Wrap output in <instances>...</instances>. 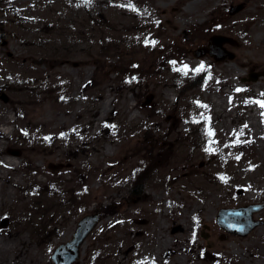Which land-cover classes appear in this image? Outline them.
Here are the masks:
<instances>
[{"label": "rangeland", "instance_id": "374dc122", "mask_svg": "<svg viewBox=\"0 0 264 264\" xmlns=\"http://www.w3.org/2000/svg\"><path fill=\"white\" fill-rule=\"evenodd\" d=\"M214 35L236 41L222 44L232 57L195 55ZM231 70L233 94L224 91ZM263 71L264 0H0V184L12 192L0 205V238L24 236L36 251L14 253L12 264H54L55 246L96 209L73 264H157L161 231L180 248L158 254L165 264L178 255L179 264H264V223L238 235L216 220L222 207L264 203V75L250 78ZM255 107L257 136L246 121ZM50 115L64 127L46 135L39 148L50 154L36 152L50 158L38 162L22 136L32 118ZM129 138L140 167L115 177ZM162 156L175 164L158 173ZM147 196L148 209L134 212ZM252 213L264 221V207Z\"/></svg>", "mask_w": 264, "mask_h": 264}, {"label": "bare ground", "instance_id": "6f19581e", "mask_svg": "<svg viewBox=\"0 0 264 264\" xmlns=\"http://www.w3.org/2000/svg\"><path fill=\"white\" fill-rule=\"evenodd\" d=\"M237 75H239V72L237 70H231V78H230L231 80L229 81V84L224 87L225 92H229L230 94H233L238 89V86L236 85L237 82L234 79ZM52 78H54V75H52ZM52 78L49 79L50 82H52V80H53ZM50 90H52V89L50 88ZM212 97H213V100L215 102V108L217 110V117L224 119L225 115L227 116V114H228V113H224V109L226 106L225 100H222V98L217 94H214ZM109 106H110V99L107 98L105 101L102 102V104L100 106V109H99L100 115L106 116V112L108 111ZM39 108H41V109L44 108V105H42ZM256 108L257 107H255L252 112H249V114L247 116V120H246L247 125H249L252 128L253 135H255V136H257L258 134H261V132H260L261 125L259 123V120L257 119L258 118V110ZM134 116L135 115H133V117ZM8 118L9 117L6 118V121H5L6 123L10 122V119H8ZM11 119H12V117H11ZM17 119H18V116L16 119H12L14 121V128H15V124L17 122ZM32 122L34 124H36V126H34L32 124L28 125L29 126V132L27 135H25V137L22 136V141L26 144L28 142H31L30 145L28 144L25 147L27 149H30L33 152L32 156H31L32 160H38V162H39L40 160L49 159L50 156L46 157V156H44V154H39L36 151L41 150V151H44L46 155L50 154V151H46L44 149L42 150V148H39V147H44L45 144L47 143V141H49L50 137L56 138L57 136H60L61 130L64 127V123L62 122V120H60L59 117H57V116L52 117V115H50L49 117H44V118L43 117L42 118L37 117L36 119L32 118ZM153 133H154V130L151 129L149 134L153 135ZM47 134L50 135L49 139L46 136ZM259 143H261V141ZM139 146L140 145L136 139H130V138L127 139V141H125L121 145V147H120L121 151L126 152V153H130L131 156L127 162H125L124 164L118 165L119 166L117 169L118 172L115 174V177L119 176V175H124V176L128 177L127 174L130 171V169L134 168V170H135V168L137 169L140 167L139 163H138L139 159L137 157L138 156L137 151L139 150ZM173 161L174 160H170V159L166 160V158H164V156H162L161 159H159V162H157V164H156V171L158 173H160V170L164 169L165 165H166V167L168 166V169L172 168V166H169V165H171ZM6 163L9 165H12V166H13V164H15L12 162L11 159L6 160ZM136 164H137V166H136ZM173 164H175V162H173ZM17 166H18V164H17ZM134 166H136V167H134ZM143 169L144 168H142V170ZM194 175H198V174H194ZM13 183L15 185H18L20 182L17 179ZM38 183H42V182L38 179ZM99 186H100L99 188L101 189L102 186H104V183L102 182V185H99ZM2 191H4V187H2V185L0 184V205L3 202V200L9 199L12 196L11 190L5 189L4 192H2ZM69 191L72 194L74 192V194L76 195L78 192V189H76V188L72 189L71 188V190H69ZM104 192H105V195L107 196L106 197L107 199L114 200L115 194L112 193L111 187L107 186L106 190ZM147 200H149L148 196H147V199H141L135 206L132 207V210L134 212H141L142 210L143 211L147 210L149 207V201L145 202ZM109 205H110V202H108V206L106 205L107 206L106 208L108 211H112V208H110L112 203L110 206ZM199 212H201V210ZM202 217L201 218L206 221L207 215L204 214ZM204 217H205V219H204ZM179 225H180V229H182L183 231H185L187 229V225H185V223L181 222V223H179ZM49 241H50V239H48V237L45 238V240L42 241L41 246L45 247ZM156 241L157 242H156V246H155V253H154L153 259L154 260L156 259L157 264H165L164 262L166 259H163V258L161 259L158 257V254H161V252H163V253L165 252V254L168 255L167 257H169L170 254H174V253H177L180 251V248H178L177 245H172L171 239L169 238V236L162 231L159 235V238H157ZM25 242H26V238L24 236H21L18 238L10 236L9 239H1L0 238V264H12V262L14 260V253H16L17 258L22 259V260H24V258H27L28 256L30 258H32L33 255H35L36 251L34 250L33 246H25ZM195 242H193L194 245L196 244ZM99 248L100 247L96 248L94 251L100 250ZM100 251H102V250H100ZM175 258H176L175 262L178 264L180 263L181 260H183L182 255H178ZM118 263H122V261L119 259ZM248 264H250V263H248Z\"/></svg>", "mask_w": 264, "mask_h": 264}, {"label": "water", "instance_id": "95a60500", "mask_svg": "<svg viewBox=\"0 0 264 264\" xmlns=\"http://www.w3.org/2000/svg\"><path fill=\"white\" fill-rule=\"evenodd\" d=\"M244 3L233 4L229 8L230 14L236 13L243 9ZM236 42L234 39L226 35H214L209 42L208 48H201L195 51L196 56H201L205 52H209L215 59H223L232 57L233 54L223 47L225 41ZM259 75H264L263 72L251 74L250 78L255 79ZM6 98V97H5ZM264 207V203H251L235 207H222L219 209L216 220L219 225L225 228L228 232L238 235L248 234L254 227L264 223L261 219H254L252 212L258 211ZM99 210L94 213H87L79 218L77 226L72 234V237L59 243L51 254V259L54 264H73L80 256L81 246L86 240V237L91 233L99 222Z\"/></svg>", "mask_w": 264, "mask_h": 264}]
</instances>
